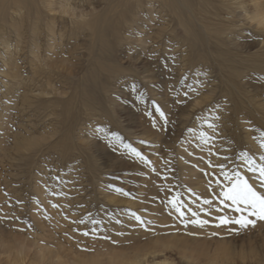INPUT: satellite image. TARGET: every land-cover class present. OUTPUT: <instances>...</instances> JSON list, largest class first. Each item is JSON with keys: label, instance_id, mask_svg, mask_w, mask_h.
I'll list each match as a JSON object with an SVG mask.
<instances>
[{"label": "rangeland", "instance_id": "rangeland-1", "mask_svg": "<svg viewBox=\"0 0 264 264\" xmlns=\"http://www.w3.org/2000/svg\"><path fill=\"white\" fill-rule=\"evenodd\" d=\"M39 1L41 19L20 24V34L14 31L19 13L10 11L0 20V218L14 220L7 237L13 244L24 243V264H36L33 258L44 249L56 254L62 243L70 255L106 245L111 235L128 234L107 229L116 223L129 231L152 230L158 225L153 215L177 207L183 214L195 207L207 211L209 223L226 226L237 242L243 230L251 229L254 243L260 244L264 220L250 215V206L237 211L221 195L232 183L225 174L235 179L239 173L264 196L258 178L264 166V70H253L256 64L264 68V28L250 18L256 0H240L248 13L238 5L232 6L234 13L206 9L194 25L212 34L211 47L195 53L209 58L207 71L187 65L193 52L183 38L201 46L200 38L163 9L146 7L136 14L142 23L138 30H118L115 60L108 59L129 70L135 68L127 61L130 52L138 56L136 78L106 84L101 82L105 76H98L101 87L89 96L90 103L81 90L93 64H108L105 53L88 29H78L76 16L61 12L60 0ZM71 3L85 14L106 6L104 0ZM213 3L222 7L230 0ZM134 11L127 25L136 23ZM220 39L224 42L218 45ZM35 41L41 53L34 52ZM54 59L64 62L51 67ZM26 77L30 83L23 81ZM34 83L51 93L28 91L37 89ZM254 146L262 151L261 159ZM200 182L216 207L203 205L199 189L190 185ZM241 217L255 223L249 228L220 223ZM191 223L184 219L180 224ZM0 258L15 264L14 255Z\"/></svg>", "mask_w": 264, "mask_h": 264}, {"label": "bare ground", "instance_id": "bare-ground-1", "mask_svg": "<svg viewBox=\"0 0 264 264\" xmlns=\"http://www.w3.org/2000/svg\"><path fill=\"white\" fill-rule=\"evenodd\" d=\"M71 1L72 0H60L58 2L61 6V12L76 16L78 20V29L82 30L86 28L90 31L92 37H95V41L99 44L100 52L102 49L105 53L108 62V64H104L106 60H102L92 66L91 77L89 81L85 82L84 88L81 90L83 97H86L85 101L88 103H90L89 96L92 97L91 94L94 93V89H96V87H101L99 86L98 76H105L103 77L104 80L101 82L106 84L113 82L119 83L127 79L133 80L136 78V69L138 71V67L136 66L139 62L138 56L135 57L130 52L127 61L130 66L135 68L129 70H124L120 65L109 62L115 60L113 56L117 49V42L120 41L118 38V30H125L128 32L138 30L137 27L142 23L141 19H139L136 14L146 12V7L149 6L159 10L163 9V11H166L174 19H177L180 27L186 24V29L190 28L192 34L200 38L201 46L200 44L197 45L191 42V39L187 37L186 39L183 38V42H185L191 48V52H193V54L191 53V58L188 60V67L192 70L203 68L206 69L205 71L208 70L204 67L207 61H209V58H201L195 53H198L199 50L203 51L205 48L211 47L210 39L212 34L210 30H206V32H204V30L201 31L199 28L196 30L194 25L199 19L201 20L200 17L206 14V9L212 12L215 10L214 13L218 14H222L224 11L234 13L231 8L232 6L237 7L238 5V7L241 6V8H244L246 11V7L240 0H230L228 5H222V7L216 6L213 0H104L106 4L104 9L99 12L90 11V13L85 14L82 11L78 12L76 8L72 7ZM47 5L52 6L53 3L48 2ZM91 10H95V8ZM10 11L19 13L20 15V21L14 22L16 26H18H15L14 31L18 34H20L21 31L20 24L25 25V22L30 19L40 20L43 15L41 2L39 0H0V20H4ZM133 11L134 17L132 20L136 23L132 24V21H130V24L127 25L126 23L128 21L126 18L131 20ZM112 13L113 15H111ZM246 13H248V11H246ZM254 13V16L250 17L251 20L255 21L257 26L264 28V3L256 0L254 4ZM191 27L195 28V32ZM108 36L113 39L115 38V40L108 39ZM220 40H218V45L224 42ZM35 43L34 52L39 51V53H41L42 50L38 42L35 41ZM2 45L5 47L6 53L11 51L10 44H7L4 39L2 40ZM252 49L253 48H251V50ZM95 55L99 56L104 54L95 52ZM255 55L256 59L260 58V56H257V53ZM47 56L50 55L48 54ZM36 59H40V57H36ZM55 59L52 65H50L51 67L54 66L57 68L59 65L58 63L64 62V60H62L59 62L56 61V63ZM7 62L8 60L5 61L6 64ZM253 70H264V68L256 64ZM198 71L199 70H197V72ZM23 81L30 83L31 79L26 77ZM33 86L37 89L28 88V91L31 90V92L34 93L40 92L45 95L51 93L44 90L42 83L38 85L34 83ZM36 96L38 98V95ZM205 99L207 100L208 97ZM205 99L200 102H205ZM65 112L64 110L62 120L67 124L68 113ZM257 147L258 146H254L253 151H255L256 156L261 159L262 151L257 149ZM190 185L199 189L198 194L203 199L211 201V203H203V205L217 206L210 190H208L204 182H200L198 187L192 183ZM160 193L155 191L151 192L152 195L157 194V196ZM164 194L166 195V192H164ZM110 202L117 203L120 201L118 198L110 197ZM153 202L155 201L153 200ZM213 212H219V210L213 208ZM5 214L11 215V212H6ZM153 216L155 219L154 222L158 223V225L155 224L153 229L148 226L152 230L129 231L128 227L117 226L116 223L107 229L110 231L111 229L118 230V232L127 231L128 234L116 237H114L115 235H113V237L111 235V240L108 241L106 245H102L95 249L94 247L79 248L75 250V253H71L72 255L67 254V249L64 248L65 246L62 243L63 246L61 245L59 247L56 254L53 251L44 249L42 255L33 258V262L36 264H264V238H262L260 244H255V237L252 236L253 233L251 229L243 230V234L241 235L242 239L240 242H237L234 240L233 234L231 235L226 231V226L222 228L218 222L214 225L210 224L209 220H211L212 217L209 216L207 211H202L197 207H195L194 212L188 210L186 214L183 215L175 210L173 213L168 214L158 211V213ZM232 216L234 215H230L229 213V217ZM2 218H0V224L4 226L0 227V255L7 254L8 257L14 255L15 264H24L26 260V254H23V249L25 248L24 243L13 244L7 237L12 233V231H8L11 229L7 227H10L9 224L13 223L14 220ZM184 219L192 223L182 226L180 223ZM194 221H206L207 223L201 226L199 223H193ZM247 228H249V226ZM217 234H224L225 236L217 238ZM2 261V258H0V264L4 263H2Z\"/></svg>", "mask_w": 264, "mask_h": 264}, {"label": "snow or ice", "instance_id": "snow-or-ice-1", "mask_svg": "<svg viewBox=\"0 0 264 264\" xmlns=\"http://www.w3.org/2000/svg\"><path fill=\"white\" fill-rule=\"evenodd\" d=\"M161 115L163 114L161 113ZM262 147H264V145H262ZM256 170V168H250V171ZM258 171V178L260 179L261 184L264 185V166L259 167ZM225 179L231 180L232 183L230 187H228L221 193L223 199L225 201H231L233 205H236L237 211H242L240 205H244L245 207L250 206L252 209L250 215L258 216L259 219L264 220V196L259 195L257 191H255L253 187L249 184L248 180H246L239 173L235 174V179L225 174ZM170 203H173L175 205L174 201H170ZM204 203L209 204L211 203V201L205 200ZM176 210L180 212L181 215H183V212H181L179 207H177ZM137 219H139V217H137ZM229 222L239 224L242 228L248 227L249 225L255 223V221L249 220L247 217H241L234 221H229L227 218H221L220 220L221 224H226ZM193 223H199L201 226H203V224L207 222L194 221ZM84 235H88V233H84Z\"/></svg>", "mask_w": 264, "mask_h": 264}]
</instances>
